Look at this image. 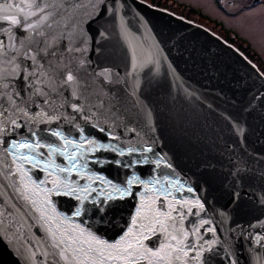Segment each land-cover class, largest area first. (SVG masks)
Listing matches in <instances>:
<instances>
[{"label": "water", "instance_id": "obj_1", "mask_svg": "<svg viewBox=\"0 0 264 264\" xmlns=\"http://www.w3.org/2000/svg\"><path fill=\"white\" fill-rule=\"evenodd\" d=\"M47 5L48 20L39 28L13 29L23 40L16 43V51L6 50L0 57L3 82L19 85L23 99L32 93L33 114L48 108L40 103L45 97L36 94V88L53 96L56 91L63 94L57 97L58 102L66 101L59 108L60 120L51 125L37 120L31 125L43 133L45 142L68 153L77 151L72 145L65 149L59 138L50 136L46 129L52 128L74 142H80L83 134L88 140L115 147L114 151L91 152L92 145L85 144L79 153L84 159L77 164L86 167H78L71 176L58 175L77 180L81 186L89 183L81 175L104 177L92 184L97 189L93 197L111 191L107 181L126 186L133 172L143 181L155 177L176 182L171 188L163 183L147 189L133 186L134 195L113 201L116 207L103 221L91 213L73 218V204L78 202L52 197L55 212L71 220L70 224L56 220L53 227L71 230L79 225L106 243H116L132 227L141 202L135 193L155 197L167 188L177 199H198L204 205L199 216L186 215L184 220L190 241L198 239L192 232L202 220L208 223L200 229L203 240L199 242L216 241L199 262L189 259L187 264H264V74L207 28L144 0H105V4L47 0ZM102 10L104 15L98 17ZM32 22L39 23L35 18ZM29 53L36 56L35 61L25 58ZM12 57L15 63L9 62ZM69 71L76 81L59 83ZM31 72L36 75L30 76ZM53 75L58 82L55 90L49 79ZM74 104L80 112L72 111ZM19 122L24 123L22 118ZM27 131V126L19 129L17 139L25 138ZM146 147L152 152H144ZM133 148L136 151L130 152ZM120 151L125 154L120 156ZM53 160L66 166L64 155H55ZM10 161V157L0 161V211L4 213L0 216V264H51V256L44 258L45 252H51L48 238L42 228L34 226L37 213L17 192L16 181L21 177L8 172ZM238 165L245 170L234 175ZM25 170L33 178L52 179L27 165ZM37 207H43L42 201ZM84 207L93 205L86 202ZM49 215H53L51 209ZM209 228L215 229L214 235ZM163 239L157 234L144 243L153 248Z\"/></svg>", "mask_w": 264, "mask_h": 264}, {"label": "snow or ice", "instance_id": "obj_2", "mask_svg": "<svg viewBox=\"0 0 264 264\" xmlns=\"http://www.w3.org/2000/svg\"><path fill=\"white\" fill-rule=\"evenodd\" d=\"M100 3L105 4V0H100ZM47 7V0H25L22 3H16L15 0H0V13L3 14L0 15V57L6 54V50L16 51V43L23 40V37L18 36L13 29L28 32L39 28L40 24L48 20V16L44 14ZM103 15V10L97 13L98 17ZM33 18L38 20L39 23L32 22ZM4 25H11L12 27L8 28ZM100 35L103 36L104 33L101 32ZM10 41L11 43H9ZM25 58L36 60V56L30 55V53L26 54ZM9 62L15 63V57L10 58ZM16 67L18 68L19 65ZM13 72H16V68L13 69ZM29 75L35 76L36 73L31 72ZM42 75H47V73H42ZM23 79L27 81L28 85H32L33 81L29 77L24 76ZM49 79L53 85V90H55L58 83L56 77L53 75ZM3 81L4 77L0 74V161H4L5 157H10L8 172L12 176L21 177L20 180L16 181L20 185L17 192L37 213L38 219L34 222V226L42 228L49 241L47 247L51 249V252L44 253L45 260L48 256H51V264H142V261H147V264H177V262L178 264H187L189 259L199 262L203 252L210 250L215 245L216 241L199 242L203 240V236L199 235L200 229L208 223L207 220H202L199 227L192 232V236H198L197 240L190 241L189 232L183 227L186 215L199 216L204 209V205L198 199L195 202L187 199H177L172 196V192L167 188L155 197H148L141 192L135 193L140 197L141 202L136 215L132 218V227L116 243H106L91 231H86L79 225H75L71 230H61L59 226L53 227L56 220H59L60 224L65 222L70 224L71 220L55 212V208L52 207V197H64L78 202L73 204L75 209L72 213L73 218L81 217L84 213H91L93 217L99 216L103 221L107 214L116 207L112 203L113 201L134 195L132 192L133 186H143L147 189L149 185L155 188L156 185L163 183L171 188L176 182L167 179L161 181L155 177L143 181L139 175L133 172L130 178H126V186L107 181L111 191H105L101 195L93 197L92 194L97 189L92 187V184L96 180L103 181L104 177L93 178L81 175V179L89 181V183L81 186L79 181H69L66 178H61L58 173L71 176L78 167H86V164H77L78 159H84V155L79 153L84 149L85 144L92 145L91 149L88 150L91 152L114 151L115 147L97 143L95 140H88L83 134L79 138L80 142H74L72 139L66 138L61 131L52 128L46 129L50 136L59 138L65 149L67 145H72L77 151L68 153L50 142H45L43 133L38 129H33L31 125L37 120L49 125L60 120L62 113L59 112V108L63 107L66 101L58 102L57 97L63 94L56 91V95L53 96L51 91L41 92V89L36 88L35 93L45 97L40 103L47 105L48 108L33 114L30 111V106L33 103L32 93L30 92L28 97L23 99L21 98V92L17 90L20 87L19 85H10ZM75 81L76 77L69 71L66 80L62 79L59 83L72 84ZM40 83H43V81H40ZM9 87H12L13 91H5ZM72 111L80 112L81 108L74 104L72 105ZM21 118L24 123L19 122ZM64 119L68 118L64 117ZM72 119L76 118L72 117ZM25 126L28 128V131L24 133L25 138L17 139V136L20 135L18 130ZM236 127L238 133L243 135V129L238 125ZM99 130L104 131L103 128ZM112 139H115V137H112ZM41 149L44 152H41ZM129 151L135 152L136 149L133 148ZM143 151L152 152V148L146 147ZM124 154L123 151L119 152L120 156ZM55 155H64L66 166L56 165L53 160ZM112 162L109 161V163ZM146 162L147 160L133 161L131 164L125 163L123 166L131 167L136 163ZM114 163L121 164L120 161H114ZM26 165L36 171L47 173V176L52 177V179L33 178L25 170ZM244 170L243 165H238L234 169V175H238ZM76 174L80 175L79 172ZM182 189L183 186L181 185L177 190ZM187 191L193 193L191 187H188ZM236 195L238 197L239 193ZM38 197L41 199L38 200ZM168 197H172V200L169 201ZM41 201L43 207H37ZM86 202L91 203L93 208H85ZM193 208H198L199 211L194 212ZM49 209H51L53 215H49ZM3 215V211H0V216ZM70 231L72 234H70ZM207 231L212 232L213 235L215 234V229L209 228ZM76 233L79 235H76ZM157 234L163 235V242H155L156 246L149 248L144 241L151 240ZM79 237H86V239L81 240ZM83 244H87V248L80 246ZM205 244L208 245L207 249H205ZM190 253H194V255L190 256ZM41 264H44V261H41Z\"/></svg>", "mask_w": 264, "mask_h": 264}, {"label": "rangeland", "instance_id": "obj_3", "mask_svg": "<svg viewBox=\"0 0 264 264\" xmlns=\"http://www.w3.org/2000/svg\"><path fill=\"white\" fill-rule=\"evenodd\" d=\"M145 1L152 5L166 6L160 0ZM229 1L233 4L225 10L215 0H169L172 4L189 5L194 13L207 18V22H222L224 32L244 44L247 43L249 50L259 57L260 67L264 70V0L249 8L243 7L244 0Z\"/></svg>", "mask_w": 264, "mask_h": 264}, {"label": "trees", "instance_id": "obj_4", "mask_svg": "<svg viewBox=\"0 0 264 264\" xmlns=\"http://www.w3.org/2000/svg\"><path fill=\"white\" fill-rule=\"evenodd\" d=\"M161 2L163 0H160ZM154 5V4H153ZM159 6V5H156ZM162 8H165L163 6H160ZM177 15H181L183 17H185L186 19L189 20H193L199 24H202L204 26H206L207 28H209L211 31L217 33L220 37H222L226 42L232 44L234 47H236L242 54H244V56H246V58H248L251 62L255 63L258 67H260V63H259V57L251 52L249 50L248 44H244V42H241L233 37L228 36L225 32L224 29L222 27H217V25L215 24L214 21H205L207 18H202L200 15H198L197 13H194V10L191 9H187L185 13H180V12H176V11H171ZM180 13V14H178ZM223 31V32H222Z\"/></svg>", "mask_w": 264, "mask_h": 264}, {"label": "flooded vegetation", "instance_id": "obj_5", "mask_svg": "<svg viewBox=\"0 0 264 264\" xmlns=\"http://www.w3.org/2000/svg\"><path fill=\"white\" fill-rule=\"evenodd\" d=\"M215 1H216L217 5L219 7L223 8L225 10L230 8L232 6V4H233L229 0H215ZM163 3L166 5V6H163V7H165V9H167L169 11H173L174 10L176 12L185 13L187 9L193 10V8L190 7L189 5L172 4V3L169 2V0H163ZM243 3H244L243 7L246 6V8H249L250 6H255V5L261 4L263 2H262V0H258V2H257V0H244ZM180 13H178V14H180ZM215 24L217 25V27L218 26L222 27V28L224 27V25L220 21H216ZM259 68L264 72V70L261 67H259Z\"/></svg>", "mask_w": 264, "mask_h": 264}]
</instances>
